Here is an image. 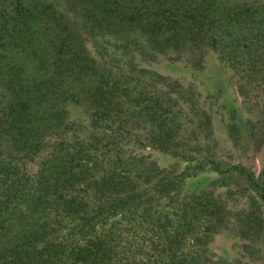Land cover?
Wrapping results in <instances>:
<instances>
[{
	"label": "trees",
	"instance_id": "16d2710c",
	"mask_svg": "<svg viewBox=\"0 0 264 264\" xmlns=\"http://www.w3.org/2000/svg\"><path fill=\"white\" fill-rule=\"evenodd\" d=\"M96 33L137 34L143 57L195 67L212 51L240 95L264 86V0H0V264H241L205 248L231 220L213 189L182 194L188 167L166 172L124 147L196 160L194 171L206 162L215 184L243 188L234 222L245 249L264 245V170L191 155L177 137L179 115L155 89L164 77L134 65L112 74L87 51ZM70 104L91 111L87 141L59 138ZM242 122L231 116L235 144ZM42 152L29 175L18 160Z\"/></svg>",
	"mask_w": 264,
	"mask_h": 264
},
{
	"label": "rangeland",
	"instance_id": "374dc122",
	"mask_svg": "<svg viewBox=\"0 0 264 264\" xmlns=\"http://www.w3.org/2000/svg\"><path fill=\"white\" fill-rule=\"evenodd\" d=\"M139 41L137 34L121 36L96 33L86 36V48L89 55L107 67L112 74L128 75V65H134L137 69L145 68L149 73L164 77L165 84L159 80L155 89L163 93L166 101L171 104L172 111L179 115L181 121L177 137L186 144L191 155H196L203 161L217 157L231 163L239 162L256 174L263 171L264 86H252L240 95L233 72L214 52L206 51L202 65L195 67L182 59L172 60L167 56L147 59L139 54ZM134 76L138 78V75ZM139 76L144 78L141 82L150 83V75ZM168 82H175L180 93L166 94ZM67 110L69 124L61 131L59 138L71 142L87 141L94 133L90 125V109L85 104H70ZM234 113L242 119L243 131L246 132L238 144L233 142L228 133ZM205 115L209 116V122ZM248 130H251V135ZM55 139L56 137H52L51 143ZM258 139L263 140L260 146L256 143ZM124 151L126 156L132 151V154L138 156L148 155L147 162H155L159 169L166 172L180 173L188 167L191 175L184 180L182 194L190 196L212 188L214 195L220 198L217 205L223 208L221 215L227 214L231 218L228 228L212 233L207 239V252L215 259L231 262L236 260L241 264H264L263 243H250L251 247L245 249L244 240L236 232L234 217L240 215L247 204L243 188L215 184L219 174L206 162L203 168L194 171L196 160L188 161L169 151L148 146L132 148V143L126 145ZM45 155L46 152H42L31 160H17L26 173L33 175Z\"/></svg>",
	"mask_w": 264,
	"mask_h": 264
}]
</instances>
